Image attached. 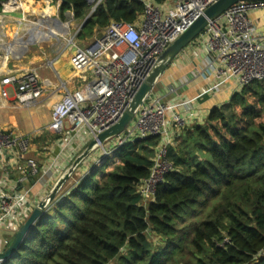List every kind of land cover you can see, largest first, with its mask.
I'll return each mask as SVG.
<instances>
[{"label": "trees", "instance_id": "16d2710c", "mask_svg": "<svg viewBox=\"0 0 264 264\" xmlns=\"http://www.w3.org/2000/svg\"><path fill=\"white\" fill-rule=\"evenodd\" d=\"M60 1L62 20L72 11L83 23L93 7ZM144 10L140 0H103L77 39L112 21L135 23ZM263 116L258 80L213 107L204 123L182 128L168 151L173 170L147 204L136 186L151 173L160 136L137 137L89 167L82 163L2 264H264Z\"/></svg>", "mask_w": 264, "mask_h": 264}, {"label": "built area", "instance_id": "2783aa9c", "mask_svg": "<svg viewBox=\"0 0 264 264\" xmlns=\"http://www.w3.org/2000/svg\"><path fill=\"white\" fill-rule=\"evenodd\" d=\"M102 1L94 0L93 5L98 7ZM140 1L145 4V10L135 23L112 21L97 31L84 47L74 41L81 30V25L78 27L72 40L75 47L70 59L72 69L93 71L94 79L81 89L67 91L54 104L52 121L47 128L52 133L65 135L67 146L85 129L94 138L116 124L130 108L162 53L217 0H168L162 4L156 0ZM259 8H264V2H239L210 20L203 31L209 36L208 60L216 74V82L206 90L210 95L220 92L228 82L233 83L236 93L253 81L264 80V34L250 17V12ZM1 84L15 86L16 101L24 107L34 105L43 95V82L33 69L20 77L8 75ZM2 95L7 97V91L3 89ZM168 110L169 105L162 99L148 101L147 98L136 112L134 128L129 131V125L123 132L129 135L119 138L112 149L102 147L107 157L137 137H161L149 177L136 186L145 204L154 198L159 183L173 170L168 159L169 147L190 121V117L176 112L169 120ZM133 133L137 135L132 137ZM33 150L32 135L0 128V168L10 174V164L2 159V154L12 152L26 157L22 175L7 189L0 187V226L6 231L16 233L37 205H33L35 184L27 187L26 183H45L53 170V163L41 170L38 159L30 155Z\"/></svg>", "mask_w": 264, "mask_h": 264}, {"label": "crops", "instance_id": "0c3cea01", "mask_svg": "<svg viewBox=\"0 0 264 264\" xmlns=\"http://www.w3.org/2000/svg\"><path fill=\"white\" fill-rule=\"evenodd\" d=\"M12 1H7L9 4L0 12V128L33 136L34 150L30 155L38 159L41 170L44 171L49 165L54 164L45 183H35V181L26 183L27 187H32L35 184L33 187V205L35 206L49 194L60 177L68 171L73 161L80 155L77 153L85 150L92 139L89 131L85 129L80 134L75 135L67 146L68 138L63 135L61 139L52 141L50 137L53 133L47 131L48 125L52 121L54 104L61 100L67 91L80 89L79 80L82 79L83 82H87L88 72H76L72 67L67 72L66 69V65L71 63L70 59L75 48L72 43L74 35L69 33L73 24L71 23L72 19L74 21L72 11L66 13V20H62L64 23L57 24L55 22L59 33H55L49 38H35L33 37L34 32L30 35L28 31L33 29V26L30 25L35 23L29 17L36 13L25 11L23 7L18 6V2L13 5ZM57 1L60 10L61 1ZM171 1L174 0H169V2ZM38 2L41 1L35 0V5ZM52 2L53 0H49L50 5ZM44 4L46 5V3ZM54 15L56 16V14ZM69 15L71 19H67ZM250 17L258 27L259 32L264 34V8L252 10ZM34 19H38L36 21L38 24L41 17ZM64 26H66L65 30H63ZM42 28L51 31L50 27L42 26ZM18 32L19 34H17ZM30 36L34 38L31 43L28 42ZM208 38L207 34L202 33L190 43L175 58L154 86L152 94H155V99H162L169 105L167 114L169 120L176 112L190 117L189 126L204 123L213 107H221L229 103L234 95L235 86L230 82L224 84L220 92L211 95L206 92L216 82L215 71L208 60L210 56L206 47ZM89 40H86L85 44ZM45 44L50 47L49 53L44 46ZM53 52L55 57L46 59L48 69H52L53 74L49 72L47 76L46 73L44 76L42 60L51 56ZM58 61L61 62L59 67L56 66ZM32 69L39 73L43 82V95L34 105L24 107L16 101L15 86H2L1 81L8 75L20 77ZM3 89L7 91V97H3ZM173 131H176L174 127ZM46 132L48 135L45 134ZM39 137L46 140L39 143L37 141ZM176 139L173 138L172 145L175 144ZM97 149L83 162L86 167L97 160L99 156ZM1 156L10 164V174H6L0 168V187L3 186L2 189H7L8 185L13 184L22 175L26 165V157L12 152ZM6 232L14 233L15 231H6L3 226H0V233L5 237L6 244V246L0 247V251L7 247L10 238L13 237Z\"/></svg>", "mask_w": 264, "mask_h": 264}, {"label": "water", "instance_id": "95a60500", "mask_svg": "<svg viewBox=\"0 0 264 264\" xmlns=\"http://www.w3.org/2000/svg\"><path fill=\"white\" fill-rule=\"evenodd\" d=\"M242 1L251 2H264V0H217L215 3L210 5L206 11L201 14L193 24L181 35H179L171 45L162 53L159 61L148 77L147 81L142 85L134 100L132 101L130 108L124 113L121 119L111 126L110 128L101 132L97 137L91 139L85 150L76 157L68 171L60 177L53 189L49 194L41 200L32 211L28 219L21 225L19 230L15 233L11 243L0 251V264L5 260L13 256V254L18 250L26 236L38 222L40 217L48 210V207L52 201H54L60 194L65 184L70 180L73 173L90 155L99 147H104L105 143L110 139L123 134L127 127L133 122L137 110L144 104V101L152 93L154 86L158 79L164 74L167 68L172 64L175 58L190 44L192 43L203 31L207 28L210 20H213L221 16L224 12L229 10L235 4ZM93 5L94 0H89ZM97 8V4L93 5L92 11L86 20L81 24V28L87 22V20L93 15ZM55 22L57 24L64 23L62 19L55 17ZM45 23V22H44ZM34 29L28 31V34L32 35ZM76 34V33H75ZM76 35L73 37V39ZM72 39V40H73ZM34 38L30 36L28 42H33Z\"/></svg>", "mask_w": 264, "mask_h": 264}, {"label": "rangeland", "instance_id": "374dc122", "mask_svg": "<svg viewBox=\"0 0 264 264\" xmlns=\"http://www.w3.org/2000/svg\"><path fill=\"white\" fill-rule=\"evenodd\" d=\"M23 0H18V2L19 3H21ZM42 2V1H41ZM39 3V2H38ZM37 3V4H38ZM8 4H9V2H8ZM33 4H35V3H33ZM44 6H46L45 4H44ZM51 6L52 7H54L55 8V14H56V16L53 14L52 15V18H55V17H59V18H61V15H60V10H59V7H58V1L57 0H53V2L51 3ZM22 7V6H21ZM26 11V10H25ZM67 13V12H66ZM32 16L31 17H29L33 22H36L38 19H34L35 17H41L40 15H38V14H31ZM54 16V17H53ZM42 18V17H41ZM62 19V18H61ZM67 19H71V17H70V15H69V17H67ZM71 23H73L72 25H71V29H70V31H69V33H70V35H75V33L77 32V30H78V27L81 25V23L82 22H80V21H73V19H72V22ZM44 25H43V27H45V26H47V27H52V28H50V36H53V35H55V33H59V31H58V29L56 28V26L53 28V26H49L48 24H45V23H43ZM47 31V30H46ZM74 41L76 42V43H78V44H80L81 46H85L86 44H85V42H86V40L85 41H80V40H78L77 39V37L74 39ZM85 44V45H84ZM45 46V48H46V50L48 51V53L50 52V47L48 46V44H45L44 45ZM37 49V48H36ZM55 57V53L53 52V53H51V56H47L46 58H43V60H42V66H44V67H42V73L44 74V76H45V73H46V76L49 74V72L51 73V74H53L52 73V69H48L49 67H48V65H47V58L48 59H50V58H54ZM59 63H61L60 61H58L57 63H56V66L57 67H59ZM46 67V68H45ZM71 67H72V65H71V63L70 64H68V65H66V69L68 70L67 72H69L70 70H71ZM94 73H93V71H89L88 73H87V76H88V81L87 82H83V80L81 79V80H79L80 81V83L78 84L79 85V87H80V89L81 88H83V87H85L88 83H90L93 79H94V75H93ZM57 80V79H56ZM57 82V81H56ZM64 94V93H63ZM153 99H155V94H150V96L148 97V101H152ZM264 117V116H263ZM134 126H135V121H133L131 124H130V126H129V131H131L133 128H134ZM127 135H129V133L128 132H126V134H123L122 136H116V137H114V138H112V139H110L109 141H107L106 143H105V147H106V149L107 150H109V149H112L114 146H116L117 144H118V141H119V138H121V137H126ZM137 135V133H133V134H131V136L133 137V136H136ZM64 137H65V135H64ZM170 148V147H169ZM98 153H99V156H98V158H97V160H101V159H104L106 156L104 155V149L102 148V147H99L98 149ZM84 151V150H83ZM83 151H80L81 153L83 152ZM43 152V151H42ZM81 153H77L78 155L79 154H81ZM45 155H48V154H45ZM110 156H112V155H110ZM45 157V156H44ZM97 157V156H96ZM114 157V156H113ZM112 159V160H111ZM114 159H115V157L114 158H110V161H109V164H108V167H111L112 165H113V162H114ZM96 160V161H97ZM96 161H93L92 163H90V165L91 164H93V163H97ZM6 233H8V234H11V235H13V237H14V235H15V232L13 233V232H6ZM13 237L12 238H10V240H9V242H8V245L10 244V242L12 241V239H13ZM157 239V238H156ZM159 241H161V239H158V241L157 242H159ZM7 245V246H8ZM4 246H6V244H5V237H3V235L0 233V247H4Z\"/></svg>", "mask_w": 264, "mask_h": 264}, {"label": "bare ground", "instance_id": "6f19581e", "mask_svg": "<svg viewBox=\"0 0 264 264\" xmlns=\"http://www.w3.org/2000/svg\"><path fill=\"white\" fill-rule=\"evenodd\" d=\"M17 2H18V0H13L11 3L13 5H16ZM43 3H46V6H44ZM18 6H22L24 8V10L32 11L33 13H36L42 17L41 20L38 22V24H37V22H35V23H32L30 25V26H33V29H34L33 30V32H34L33 37H35V38L41 37L42 39L46 38V37L47 38L51 37L50 32L46 31L42 28V26L44 25L43 24L44 22H45V24H48L49 26L52 24L51 26H53V28L55 26L57 27L55 20L52 18V15L55 14L56 10L54 7H52L49 4V0H43L42 2H39L36 5L24 0L21 3H19ZM50 28H52V27H50ZM65 29H66V26H64L63 30H65Z\"/></svg>", "mask_w": 264, "mask_h": 264}]
</instances>
